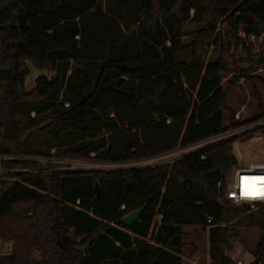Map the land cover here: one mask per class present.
Returning <instances> with one entry per match:
<instances>
[{
  "label": "trees",
  "instance_id": "obj_1",
  "mask_svg": "<svg viewBox=\"0 0 264 264\" xmlns=\"http://www.w3.org/2000/svg\"><path fill=\"white\" fill-rule=\"evenodd\" d=\"M187 22L216 60H186ZM240 29L264 32V0H0V242L12 246L0 264H185L188 226L208 232L210 264H236L234 240L258 229L264 264V209L225 197L239 164L231 140L153 166L65 167L144 161L222 134L238 124L228 99L240 76L264 118V76L249 74L264 56L248 68L232 57ZM30 65L56 74L28 91ZM46 135L55 144L36 147ZM143 206L131 227L117 224Z\"/></svg>",
  "mask_w": 264,
  "mask_h": 264
},
{
  "label": "rangeland",
  "instance_id": "obj_2",
  "mask_svg": "<svg viewBox=\"0 0 264 264\" xmlns=\"http://www.w3.org/2000/svg\"><path fill=\"white\" fill-rule=\"evenodd\" d=\"M132 28H134V26ZM183 30L185 34L184 41L186 44L190 45V49L185 56L187 61H190L191 52L193 51H195V53L197 54V58L201 61H212L217 59L218 52L209 45V38L200 33V26L197 23L187 22L183 25ZM242 65L243 67H246V65L248 64L242 62ZM55 74L56 73L54 71L46 69L40 71L33 65H30V74L28 75L25 84L26 89L28 91L31 90L35 86V81L39 76L44 75L47 78L52 79L54 78ZM255 75L264 76V71L262 73H255ZM231 76L232 74H229L223 78L222 83L224 87H228V80ZM256 83L259 86V90L264 93V88H262V84L259 82V80H256ZM228 105L235 112L241 110L242 107L246 105V110L250 115H255L257 113L256 100L253 95V89L249 81L246 84H240V82H235L230 87ZM53 144H55V140L48 135L40 137L39 139L34 141V145L36 147L42 148H49ZM235 144H238L240 146L243 155V159L240 160L234 149L238 160L242 162V164H244L245 166L252 162L256 157L264 159V138H256L252 141L240 143L238 142ZM235 144L233 146H235ZM196 149L198 148H180L179 150H176L171 154L160 155L148 160L125 164H98L81 161H68L65 162V167H68L70 170H111L116 168H136L144 166H153L177 160L182 155ZM254 154H256V157H253ZM234 207L239 208V206L237 205ZM245 210H247V208ZM184 229L186 232H188V235L185 238V241L188 243V246L185 248V264H193V257L198 252H203L204 254V257L202 258L199 264H210L211 262L208 259V232L202 231L200 229H195L194 227L189 226L185 227ZM259 236L260 232L258 229L242 231V233L238 235V238L234 240V248L231 252L232 258L236 260L240 259L242 261V264H250L255 258L253 252L259 240ZM191 243H194V246H192Z\"/></svg>",
  "mask_w": 264,
  "mask_h": 264
},
{
  "label": "built area",
  "instance_id": "obj_3",
  "mask_svg": "<svg viewBox=\"0 0 264 264\" xmlns=\"http://www.w3.org/2000/svg\"><path fill=\"white\" fill-rule=\"evenodd\" d=\"M230 53L235 60L245 62L248 64L246 66H250L261 56H264V32L250 34L240 29L237 34V42L232 45ZM263 71L264 65H259L249 74L255 75V73H262ZM239 82L240 84H246L248 79L246 76H240ZM249 115L246 105H244L241 110L235 113V120L238 123L235 127L209 140L183 148L191 147L192 149L197 147L199 149L207 143L227 140L233 141L234 145L238 142L264 138V118H253V115ZM253 157H256V154ZM261 178H264V159L256 157L246 166L239 161V164L233 168L230 174L225 197L234 205L246 206L247 212L264 209V180ZM218 187H221V183ZM208 221L211 222V219H208ZM229 234L232 235V232L230 231ZM2 250L10 252L12 246L3 245L0 242V252ZM203 257V252H198L193 257V264H199ZM208 259L210 260V256H208ZM236 264H242V261L240 259L236 260Z\"/></svg>",
  "mask_w": 264,
  "mask_h": 264
},
{
  "label": "water",
  "instance_id": "obj_4",
  "mask_svg": "<svg viewBox=\"0 0 264 264\" xmlns=\"http://www.w3.org/2000/svg\"><path fill=\"white\" fill-rule=\"evenodd\" d=\"M234 149H235L239 159L242 160L243 155H242V151L240 149V146L238 144H235ZM96 192H97V198H100V185H99V183L96 184ZM144 209H145V207L143 206L137 210L130 212L129 214L120 218L117 221V224L122 223V224L126 225L127 227H131L136 221H138L140 219ZM71 233H72V231H71ZM90 244H91V241L84 246L76 247L75 250L77 252L83 253L89 248ZM250 264H261V262L258 258H254V260Z\"/></svg>",
  "mask_w": 264,
  "mask_h": 264
},
{
  "label": "crops",
  "instance_id": "obj_5",
  "mask_svg": "<svg viewBox=\"0 0 264 264\" xmlns=\"http://www.w3.org/2000/svg\"><path fill=\"white\" fill-rule=\"evenodd\" d=\"M177 150H179V149H177ZM173 152H174V151H173ZM171 153H172V152L167 153V154H171ZM167 154H166V155H167ZM0 160H1V158H0ZM1 173H3V171H2L1 168H0V174H1Z\"/></svg>",
  "mask_w": 264,
  "mask_h": 264
},
{
  "label": "snow or ice",
  "instance_id": "obj_6",
  "mask_svg": "<svg viewBox=\"0 0 264 264\" xmlns=\"http://www.w3.org/2000/svg\"><path fill=\"white\" fill-rule=\"evenodd\" d=\"M262 180H264V178H261Z\"/></svg>",
  "mask_w": 264,
  "mask_h": 264
}]
</instances>
